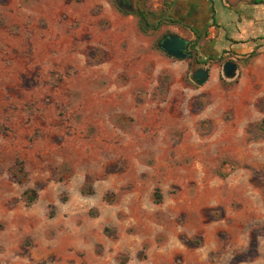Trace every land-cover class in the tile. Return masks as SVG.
<instances>
[{
	"label": "rangeland",
	"instance_id": "obj_1",
	"mask_svg": "<svg viewBox=\"0 0 264 264\" xmlns=\"http://www.w3.org/2000/svg\"><path fill=\"white\" fill-rule=\"evenodd\" d=\"M137 3L0 0V264H264V54L199 86Z\"/></svg>",
	"mask_w": 264,
	"mask_h": 264
},
{
	"label": "crops",
	"instance_id": "obj_2",
	"mask_svg": "<svg viewBox=\"0 0 264 264\" xmlns=\"http://www.w3.org/2000/svg\"><path fill=\"white\" fill-rule=\"evenodd\" d=\"M137 2L139 4L146 0ZM161 2L154 6L166 7L167 14L174 20L171 22V29L195 45L200 55L224 54L225 60L222 64L229 60L237 63L236 58L256 62L263 56L264 0H161ZM252 54L255 56L250 57Z\"/></svg>",
	"mask_w": 264,
	"mask_h": 264
},
{
	"label": "water",
	"instance_id": "obj_3",
	"mask_svg": "<svg viewBox=\"0 0 264 264\" xmlns=\"http://www.w3.org/2000/svg\"><path fill=\"white\" fill-rule=\"evenodd\" d=\"M120 8H123L119 6ZM189 41L177 34L165 35L159 42V47L168 56L177 59H187ZM239 74V66L233 60L225 62L222 66V77L226 81H233ZM194 81L197 85L203 86L210 78L209 64L206 68H200L193 72Z\"/></svg>",
	"mask_w": 264,
	"mask_h": 264
},
{
	"label": "flooded vegetation",
	"instance_id": "obj_4",
	"mask_svg": "<svg viewBox=\"0 0 264 264\" xmlns=\"http://www.w3.org/2000/svg\"><path fill=\"white\" fill-rule=\"evenodd\" d=\"M118 4V6H121L124 8V10L131 11L133 9V5L135 0H115ZM174 20H170V22L173 23ZM193 32V30H191ZM194 33V32H193ZM165 35V34H164ZM163 35V37H164ZM197 38V37H196ZM188 59L191 60V65L194 66L195 70L199 68H204L207 66V64H214L221 60V58H224V54H221L219 56L216 55H210V56H204L200 55L198 49L189 42L188 45ZM203 56V57H202ZM194 72V71H193Z\"/></svg>",
	"mask_w": 264,
	"mask_h": 264
},
{
	"label": "trees",
	"instance_id": "obj_5",
	"mask_svg": "<svg viewBox=\"0 0 264 264\" xmlns=\"http://www.w3.org/2000/svg\"><path fill=\"white\" fill-rule=\"evenodd\" d=\"M126 14H131L129 11H124ZM135 14L139 18V26L140 29L144 32H147L151 26L150 21H149V14L145 12L141 7H139V10L135 12ZM195 46V45H194ZM255 55L252 54L250 57H254ZM260 131L264 133V118L260 124ZM36 199V195L32 196L31 198H28V202H26L27 205H30L33 203V201ZM158 199H160V196H158Z\"/></svg>",
	"mask_w": 264,
	"mask_h": 264
}]
</instances>
